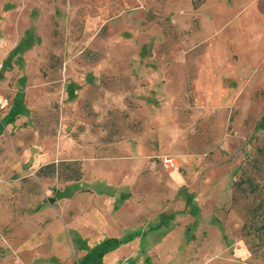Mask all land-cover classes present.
<instances>
[{
	"label": "rangeland",
	"instance_id": "1",
	"mask_svg": "<svg viewBox=\"0 0 264 264\" xmlns=\"http://www.w3.org/2000/svg\"><path fill=\"white\" fill-rule=\"evenodd\" d=\"M53 231L64 264H264V0H0V264Z\"/></svg>",
	"mask_w": 264,
	"mask_h": 264
},
{
	"label": "crops",
	"instance_id": "2",
	"mask_svg": "<svg viewBox=\"0 0 264 264\" xmlns=\"http://www.w3.org/2000/svg\"><path fill=\"white\" fill-rule=\"evenodd\" d=\"M74 225L75 222H73V220L70 222H63L62 223V226L63 227H67V225ZM54 233L53 237L52 235L49 236V238H47L46 240L44 241H39L38 243H36L33 247L31 246L30 248L26 249V243L23 245V246H20V247H17L13 253L14 255L16 256H22V255H25V253H27L28 251H31V250H38L39 252H41L42 248L44 246L47 247V249H49V253H48V259L46 260H43V259H37V261L35 260L32 264H64V259L59 257L57 258V256H59V253H60V250L62 248V244H63V241L62 239L60 240L58 238L57 233H55L54 231L52 232ZM105 233H100V236H103L101 237V239L105 240L106 242H112L111 244H117L119 243V245L122 244L123 242V237L122 238H119L117 236H113L111 237L110 235H108L107 237L104 236ZM91 232H82L80 229H77L74 231V237H72L70 234L65 238L66 240H69V242H75L76 244H80V245H89L90 244V237H91ZM76 256V254H75ZM53 257H55V259H53ZM78 259H81L82 260V264H89V261H90V258L88 256H84V257H80V256H77ZM107 259V258H106ZM126 260L124 259L122 264H125Z\"/></svg>",
	"mask_w": 264,
	"mask_h": 264
},
{
	"label": "built area",
	"instance_id": "3",
	"mask_svg": "<svg viewBox=\"0 0 264 264\" xmlns=\"http://www.w3.org/2000/svg\"><path fill=\"white\" fill-rule=\"evenodd\" d=\"M161 163L168 168H178L174 159L170 157L161 158Z\"/></svg>",
	"mask_w": 264,
	"mask_h": 264
},
{
	"label": "trees",
	"instance_id": "4",
	"mask_svg": "<svg viewBox=\"0 0 264 264\" xmlns=\"http://www.w3.org/2000/svg\"><path fill=\"white\" fill-rule=\"evenodd\" d=\"M194 7H196V4H195ZM76 173H77V174H76L77 177H75V178L69 177V178H66V179H70L71 181H72V180H80V177H81V172H80V170H77Z\"/></svg>",
	"mask_w": 264,
	"mask_h": 264
}]
</instances>
